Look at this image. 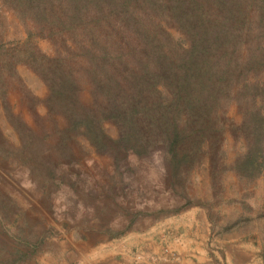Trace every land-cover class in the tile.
I'll list each match as a JSON object with an SVG mask.
<instances>
[{
    "label": "trees",
    "instance_id": "trees-1",
    "mask_svg": "<svg viewBox=\"0 0 264 264\" xmlns=\"http://www.w3.org/2000/svg\"><path fill=\"white\" fill-rule=\"evenodd\" d=\"M0 9L25 34L4 44L0 19V97L19 63L44 84L39 99L19 80L36 130L4 106L44 169L84 142L97 153L152 152L181 182L203 156L225 155L226 129L238 150L220 171L243 184L264 175V0H0ZM12 207L0 196L2 211ZM260 254L264 264V246Z\"/></svg>",
    "mask_w": 264,
    "mask_h": 264
},
{
    "label": "rangeland",
    "instance_id": "rangeland-1",
    "mask_svg": "<svg viewBox=\"0 0 264 264\" xmlns=\"http://www.w3.org/2000/svg\"><path fill=\"white\" fill-rule=\"evenodd\" d=\"M0 19L3 43L22 42L25 34L16 18L0 9ZM34 43L50 51L46 40L36 38ZM15 68L18 82L8 81L4 99L0 97V196L13 206L9 212L0 208V261H4L0 264H35L34 256L52 251L54 243L59 247L57 242H94L103 237L118 246V254L141 258V250L133 247L135 240L149 235L151 226L161 225L155 227L161 229L163 219L189 208L200 209L212 220L207 241L215 243L222 235L234 233L252 238L261 253L264 175L243 184L232 171H220L221 163L228 164L238 150L226 129L217 146L225 155L218 159L215 152L203 156L181 182L169 175L167 164L152 152L141 156L112 150L97 153L84 142L83 149L73 148L68 157L44 169L34 155L24 151L4 106L10 116H19L36 130L38 124L22 99L19 80L36 98L42 99L46 89L28 66L19 63ZM44 110L42 103L35 104L38 114ZM227 115L234 122L240 119L233 104ZM104 125L114 137V130ZM15 249L19 255H10ZM162 253L177 257L166 246ZM10 257L16 259L7 263Z\"/></svg>",
    "mask_w": 264,
    "mask_h": 264
},
{
    "label": "crops",
    "instance_id": "crops-1",
    "mask_svg": "<svg viewBox=\"0 0 264 264\" xmlns=\"http://www.w3.org/2000/svg\"><path fill=\"white\" fill-rule=\"evenodd\" d=\"M162 221L164 228L155 229L161 225H153L149 235L133 243L143 253L141 258L118 254V246L103 237L94 242H57L59 247L54 243L52 251L34 256L35 264H262L260 245L252 238L229 233L215 239V243L213 239L207 241L212 220L198 208L181 210ZM165 246L177 257L162 256Z\"/></svg>",
    "mask_w": 264,
    "mask_h": 264
}]
</instances>
